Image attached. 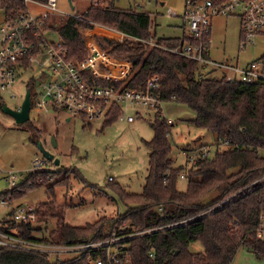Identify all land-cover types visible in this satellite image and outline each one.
<instances>
[{
  "label": "trees",
  "instance_id": "1",
  "mask_svg": "<svg viewBox=\"0 0 264 264\" xmlns=\"http://www.w3.org/2000/svg\"><path fill=\"white\" fill-rule=\"evenodd\" d=\"M94 1L80 17L61 15L59 22L48 24L63 36L69 58L85 59L95 35L112 57L133 65L125 80L100 79L99 83L143 89L150 76L160 75L164 100L180 102L194 111L191 123L214 133L216 142L207 156L191 157L187 164L177 166L170 136L172 125L156 112L150 120L154 137L147 141L151 151L142 191L134 193L120 184L113 185L128 207L125 213L102 216L86 225L67 222L70 204L58 200L56 187L69 185L70 171L75 177L81 174L76 169L64 173L63 169L38 168L0 193V201L13 203L45 185L50 199L36 204L37 222L16 220L15 205L0 219V232L45 245L104 240L114 231L124 236L143 232L123 240L133 264H232L243 246L264 258V238L259 237L264 229V82H232L225 75H198L196 60L172 51L194 41L185 24L181 36H162L157 33L152 12L118 6L117 0ZM0 9L5 20H11L26 9V3L0 0ZM116 31L124 37H113ZM106 59L113 68L107 76L123 77L130 69L128 63ZM256 59L264 60V54ZM32 86L31 79L28 88L33 98ZM120 115L121 108L115 106L103 120V129ZM25 123L33 140L41 137L38 126L29 120ZM184 174L188 188L182 191L178 180ZM55 175L59 177L50 183ZM51 219L57 220L53 228L38 224L45 221L48 225ZM196 243L202 249L194 250ZM88 255L73 253L69 258L53 260L49 251L0 243V264H92Z\"/></svg>",
  "mask_w": 264,
  "mask_h": 264
},
{
  "label": "rangeland",
  "instance_id": "2",
  "mask_svg": "<svg viewBox=\"0 0 264 264\" xmlns=\"http://www.w3.org/2000/svg\"><path fill=\"white\" fill-rule=\"evenodd\" d=\"M74 5L75 7L72 8L69 0H59L58 7L66 13L82 14L90 6V0H74ZM117 5L152 12V18H155L158 24L156 29L159 35L169 37L183 34L186 0H117ZM168 8L176 11L180 16L167 15ZM32 9L35 12L43 10L41 7ZM64 14L55 15L50 23L59 22L63 17L61 15ZM4 20V11L0 9V24ZM240 25L241 17L238 14L215 16L213 44L211 43L209 49L213 60L229 61L231 59L232 62L246 65L264 54V36H258L255 45L240 48ZM117 36L122 39L124 34L117 32L113 37L117 38ZM90 40L86 57L92 54V49L99 44L95 35ZM197 74L209 77L222 76L219 72L212 70V66L205 65H199ZM29 76V74L21 75L13 90L15 97H12L10 93H4L0 102V193L8 189V184L3 177L7 171L18 173L21 177L23 176L22 179H25L38 168L63 169L64 173L76 169L81 177H75L70 171L69 185L56 187L58 200H67L70 204L66 213L67 222L73 225H86L102 216L125 213L128 207L121 201L113 185L120 184L134 193L142 191L148 175L151 150L147 141L154 137V128L150 120L154 118L155 110L131 106L126 113L134 115L135 121L119 119L103 129V120L96 119L90 122L83 116L73 117L64 109L45 110L32 104L29 121L41 130V137L33 140L28 124L17 123L15 118L3 108L4 105L14 109L21 107L23 96L25 97L29 89ZM38 88L39 79L33 82V93ZM162 112L172 125L170 136L173 142L175 165L187 164L188 158L193 157L192 160H195L199 158L203 149L214 146L217 136L192 124L191 120L195 118L196 113L185 104L168 101ZM37 140L56 158H59L60 165L54 164V160L47 161L39 149ZM41 160L43 164L39 165ZM58 177V175L52 176L50 183ZM185 178L186 174L184 178L181 176L178 180V188L182 191L188 188V180ZM49 199L46 186H40L13 203L0 204V219L8 211L7 209L15 205L32 203L37 207L36 204ZM36 218L37 215L34 222H37ZM56 222V219H51L48 225L45 221H39L38 224L43 225L44 228H53ZM197 245L200 244L196 243L192 248L202 249L201 245ZM51 249L61 251V253H52L53 260L57 258L63 260L74 253L66 252L67 249L63 246H51ZM232 264H264V258H259L251 248L243 246L238 250Z\"/></svg>",
  "mask_w": 264,
  "mask_h": 264
},
{
  "label": "built area",
  "instance_id": "3",
  "mask_svg": "<svg viewBox=\"0 0 264 264\" xmlns=\"http://www.w3.org/2000/svg\"><path fill=\"white\" fill-rule=\"evenodd\" d=\"M24 1L26 9L22 10L15 19L4 20L0 24L1 95L10 93L12 97H15L13 90L21 75L29 74L28 82L31 79L33 82L39 79V88L35 90V96L31 97L32 104L45 110L64 109L73 117L83 116L91 122L96 119L104 120L115 106H119L121 108L119 119L133 122L135 116L127 114L126 111L131 106H137L153 109L155 113L159 112L166 118L162 112L166 101L160 91V75L150 76L143 89L99 83L100 79L125 80L130 74L129 70L123 77L107 76L106 74L112 72V67L105 57L111 59V55L99 44L85 59H70L63 36L57 30L48 28L50 20L55 15L65 13L64 15L80 17L81 13L63 12L58 7L59 0ZM72 1L74 3V0ZM94 3L98 4L99 0H95ZM33 7H41L43 10L35 12ZM232 14H238L241 17L239 44L241 49L255 45L256 38L264 36V0H186L183 19L187 33L194 41L182 43L172 51L196 60L199 65L212 66V70L219 72L222 76L225 75L228 81L264 82L263 59H254L247 65H240L232 62L231 59L215 61L210 56L215 16ZM167 15L180 16L170 8L167 9ZM54 34L57 36L52 37ZM90 42L91 40L89 44ZM209 152L210 149L207 148L200 153L199 157L207 156ZM42 162L43 160L39 165H42ZM3 177L9 186L7 190H10L23 176L7 171ZM0 204L6 203L2 200ZM14 211L16 220L26 223L34 222L37 207L32 203L19 204L14 207ZM153 230L155 229H151ZM141 234L143 232L124 236L114 231L104 240L56 246L39 244L36 241L24 240L0 232V243L51 253L57 252L56 249H51V246H63L67 249L66 252L78 254L88 252V260L92 264H133L126 254L125 249L128 244H124L123 240ZM259 237L264 238V229L259 232Z\"/></svg>",
  "mask_w": 264,
  "mask_h": 264
},
{
  "label": "water",
  "instance_id": "4",
  "mask_svg": "<svg viewBox=\"0 0 264 264\" xmlns=\"http://www.w3.org/2000/svg\"><path fill=\"white\" fill-rule=\"evenodd\" d=\"M69 1H70L72 8H74L73 1L72 0H69ZM227 60H228V58H227ZM31 104H32L31 90L27 89L23 103H22L20 109L19 108L18 109L11 108L8 105H4L3 108H4V110H6L7 113H9L10 115H12L15 118L17 123H24L30 119ZM37 141H39V140H37ZM38 146H39V149L41 150V152L43 153V155L45 156L46 159L54 160V163L56 165L61 164L59 158H56L55 155L52 152H50L48 149H46L40 141L38 142Z\"/></svg>",
  "mask_w": 264,
  "mask_h": 264
},
{
  "label": "crops",
  "instance_id": "5",
  "mask_svg": "<svg viewBox=\"0 0 264 264\" xmlns=\"http://www.w3.org/2000/svg\"><path fill=\"white\" fill-rule=\"evenodd\" d=\"M184 24H185V23H184ZM184 24H183V31H184ZM111 59L114 60V61H116V62H125V63H128V64L130 65V69H129V72H128V73H130V71L133 69V65H132V63L129 62V61L118 60V59H116V58H114V57H112V56H111ZM112 70H113V68H112ZM166 103H167V102H166ZM40 132H41V130H40Z\"/></svg>",
  "mask_w": 264,
  "mask_h": 264
}]
</instances>
